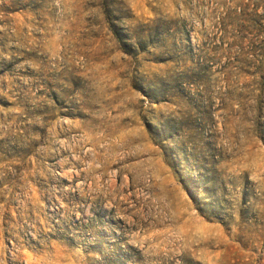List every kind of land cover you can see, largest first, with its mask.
Here are the masks:
<instances>
[{"label":"rangeland","instance_id":"1","mask_svg":"<svg viewBox=\"0 0 264 264\" xmlns=\"http://www.w3.org/2000/svg\"><path fill=\"white\" fill-rule=\"evenodd\" d=\"M264 264V0H0V264Z\"/></svg>","mask_w":264,"mask_h":264},{"label":"snow or ice","instance_id":"2","mask_svg":"<svg viewBox=\"0 0 264 264\" xmlns=\"http://www.w3.org/2000/svg\"><path fill=\"white\" fill-rule=\"evenodd\" d=\"M189 264H191V262H189Z\"/></svg>","mask_w":264,"mask_h":264}]
</instances>
